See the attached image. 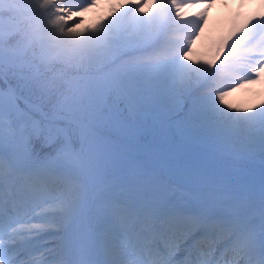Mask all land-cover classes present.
I'll use <instances>...</instances> for the list:
<instances>
[{
    "label": "snow or ice",
    "instance_id": "1",
    "mask_svg": "<svg viewBox=\"0 0 264 264\" xmlns=\"http://www.w3.org/2000/svg\"><path fill=\"white\" fill-rule=\"evenodd\" d=\"M112 2L0 0V264H264V19L193 63L200 0Z\"/></svg>",
    "mask_w": 264,
    "mask_h": 264
},
{
    "label": "rangeland",
    "instance_id": "2",
    "mask_svg": "<svg viewBox=\"0 0 264 264\" xmlns=\"http://www.w3.org/2000/svg\"><path fill=\"white\" fill-rule=\"evenodd\" d=\"M217 1L218 0H209L208 3L210 5H214ZM259 1L260 0H251L249 4H246L245 2L238 5L235 4L232 6V8H230L231 12L225 16H218L204 11V13L207 15V20L205 21L203 28L200 29L199 35H197L193 40L192 47L188 54V59L193 63H214L217 61L220 54L223 52V48L219 49L218 46L221 39H223L222 46H224V49L232 40V38H230V40L226 42L224 38H222L223 33L226 34L228 31H230L231 20L229 19L231 17V13H233L236 19L242 21L248 16L249 13L255 12L256 14L259 11L260 7L257 6ZM126 2L127 0H113V2L109 3L107 8L103 10L107 13V16L97 12L94 9L90 10V14L83 15V18L80 20L79 24L76 25L77 30L85 31L88 28L96 27L107 17H110L118 10L122 9ZM136 2H139V0H136ZM12 6H15V0ZM98 7L100 6L98 5ZM144 10L146 12L148 11L146 8ZM238 34H240V32L236 33L233 39ZM230 97V103L235 98L241 100V105L239 107L240 110L254 109L264 104V75L258 78L253 84H244L239 88L233 89V91L230 92L226 98Z\"/></svg>",
    "mask_w": 264,
    "mask_h": 264
},
{
    "label": "bare ground",
    "instance_id": "3",
    "mask_svg": "<svg viewBox=\"0 0 264 264\" xmlns=\"http://www.w3.org/2000/svg\"><path fill=\"white\" fill-rule=\"evenodd\" d=\"M209 0H200L199 4H190L187 6L183 11H184V16H191L193 14L199 13L201 11H207L209 13H213L218 16H225L226 14L230 13V8L232 5L238 4L239 0H218L214 5H210L208 3ZM251 0H244V2L249 3ZM261 4L264 5V1L261 0ZM145 8L149 11L151 8V4H147ZM230 98H226V103H230ZM234 100V99H233ZM233 100L231 101L230 104L234 106Z\"/></svg>",
    "mask_w": 264,
    "mask_h": 264
},
{
    "label": "trees",
    "instance_id": "4",
    "mask_svg": "<svg viewBox=\"0 0 264 264\" xmlns=\"http://www.w3.org/2000/svg\"><path fill=\"white\" fill-rule=\"evenodd\" d=\"M14 0H4V7L6 10H15L13 7H12V4H13Z\"/></svg>",
    "mask_w": 264,
    "mask_h": 264
}]
</instances>
